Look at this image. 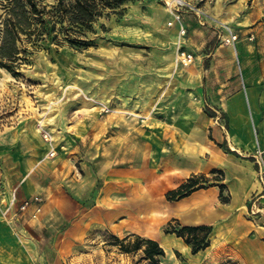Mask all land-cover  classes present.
Wrapping results in <instances>:
<instances>
[{"label":"rangeland","instance_id":"374dc122","mask_svg":"<svg viewBox=\"0 0 264 264\" xmlns=\"http://www.w3.org/2000/svg\"><path fill=\"white\" fill-rule=\"evenodd\" d=\"M38 1L49 9L57 4ZM187 1L193 9L184 15L193 30L215 28L227 37L229 27L239 41L246 34L238 21L248 15L264 21V0H248L231 22L216 13L235 10L241 0ZM170 2L137 0L108 11L85 50L48 38L34 45L24 37L21 48L29 53L21 54L26 61L20 76L0 67V264H152L141 250L121 249L126 238L134 245L137 236L160 243L166 253L160 264H264V178L254 158L263 137L257 128L253 165L241 167L254 188L244 216L235 215L229 242L217 246L215 237L224 230L211 226L210 247L193 254L184 238L168 232L188 226L179 214L202 195L167 198L202 175L169 178L165 165L177 156V128L207 125L200 111L213 123H228L209 104H198L185 81L200 64L208 70L210 56L204 54L229 45L217 37L200 55L191 52V64L180 63L178 36H171L174 51L161 37L173 27ZM191 113L198 116L189 118ZM216 170L203 174L210 181L206 189L216 187L224 204L219 186L226 184L224 197L236 208L242 193L237 171L227 177L225 169ZM26 201L29 207L21 210Z\"/></svg>","mask_w":264,"mask_h":264},{"label":"crops","instance_id":"0c3cea01","mask_svg":"<svg viewBox=\"0 0 264 264\" xmlns=\"http://www.w3.org/2000/svg\"><path fill=\"white\" fill-rule=\"evenodd\" d=\"M247 2L248 0H241L237 7L233 6L235 10L218 11L216 14L220 20L231 22L237 19L236 14L247 5ZM219 4L221 5H218V8L224 7L223 2L219 1ZM185 13L187 11H182L180 23L173 22V27L168 29L170 31L161 37L163 41L172 43L174 51L176 42L171 36H178L182 43L177 49V54L180 48H184L189 53L200 55L208 44L213 43L221 35L215 28L193 30L191 18L185 17ZM261 14L263 11L259 10L258 16ZM258 20L259 17L248 15L238 21V24L244 26L246 35H240V40L234 45L217 46L211 54H204L210 56L208 70L204 71L200 64L196 69L189 70L185 81L193 85L198 104L203 101L216 113L221 112L226 116L227 128L217 121L213 123V120L208 119L205 113L200 111L199 117L202 122L209 120L207 125L204 123L200 126L185 125L177 128V135L181 137L178 141L177 156L171 158L165 165L169 178L182 182L191 175L207 174L213 169H225L227 177L233 175L234 169L237 171L234 175L242 193L241 201L236 208L232 203L221 204L219 191L213 187L194 192L189 198L202 195L193 205L184 207L179 214V219L185 225H210L214 226L217 233L224 230V236L215 237L217 246L229 242L227 233L233 227L235 215L244 216L245 202L254 188L241 169L253 165L251 158L257 151L252 138L253 128L261 132L263 142L260 149L264 152V21ZM181 28L188 31L189 35L180 34ZM188 116L195 119L198 115L194 114V117L191 113ZM210 133L212 138L209 137ZM219 143H224L231 152L223 150ZM229 188L231 190V185ZM207 192L213 195L210 201L207 199L209 196Z\"/></svg>","mask_w":264,"mask_h":264},{"label":"trees","instance_id":"16d2710c","mask_svg":"<svg viewBox=\"0 0 264 264\" xmlns=\"http://www.w3.org/2000/svg\"><path fill=\"white\" fill-rule=\"evenodd\" d=\"M134 1L137 0H57V4L49 9L38 0H0L3 9L0 18V67L14 77L20 76L18 70L22 62L26 61L21 54L29 53L21 48L24 37L34 45L48 38L57 45L67 43L77 50H85L90 44L88 35L95 33V23L108 11ZM217 172L216 169L212 170L213 174ZM208 182L210 181L205 175H194L179 188L169 191L167 198L170 201L181 200L196 191L206 189ZM219 187L221 202L229 203L230 199L224 197L226 184L221 183ZM177 225L180 226L178 222ZM168 232L184 238L191 246L192 253L198 254L210 247L213 228L206 225L182 226ZM127 239L122 242L121 249L126 253L141 250L144 258L152 264H160L166 255L160 243L153 239L137 236L134 245L126 243Z\"/></svg>","mask_w":264,"mask_h":264},{"label":"built area","instance_id":"2783aa9c","mask_svg":"<svg viewBox=\"0 0 264 264\" xmlns=\"http://www.w3.org/2000/svg\"><path fill=\"white\" fill-rule=\"evenodd\" d=\"M170 10L171 14L173 17L174 22L180 23L182 17H181V12L182 11H187V10H192L193 5L189 3L187 0H171L170 2ZM173 22L170 23L172 25ZM227 37H223L222 35L220 38L222 41L229 45H234L238 41V35L234 34L231 30V28L227 27ZM181 34L185 35L186 30L182 29ZM178 61L184 65H189L194 61V56L191 53H188L186 51H180L178 52ZM254 158L256 159V163L260 167V174L261 178H264V153L262 151H259ZM264 181V180H263ZM35 201H39V198H36ZM14 200L11 201V205H13ZM30 205V202L26 201L22 204L21 210H26ZM41 212V208L37 207V213Z\"/></svg>","mask_w":264,"mask_h":264},{"label":"bare ground","instance_id":"6f19581e","mask_svg":"<svg viewBox=\"0 0 264 264\" xmlns=\"http://www.w3.org/2000/svg\"><path fill=\"white\" fill-rule=\"evenodd\" d=\"M235 29V28H234ZM143 210V209H142ZM142 212V211H141ZM154 212V211H153ZM155 213V212H154ZM144 215V214H143ZM141 221H143V220H141ZM157 221V220H156ZM146 225L148 226V224L146 223ZM145 227V226H144ZM154 233V232H153Z\"/></svg>","mask_w":264,"mask_h":264}]
</instances>
